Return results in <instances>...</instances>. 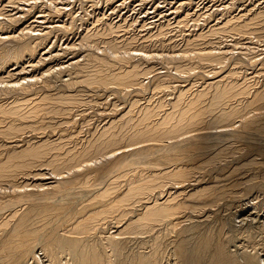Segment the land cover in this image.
I'll return each mask as SVG.
<instances>
[{"label": "bare ground", "instance_id": "obj_1", "mask_svg": "<svg viewBox=\"0 0 264 264\" xmlns=\"http://www.w3.org/2000/svg\"><path fill=\"white\" fill-rule=\"evenodd\" d=\"M74 1L0 0V264H264V1L138 35Z\"/></svg>", "mask_w": 264, "mask_h": 264}, {"label": "rangeland", "instance_id": "obj_2", "mask_svg": "<svg viewBox=\"0 0 264 264\" xmlns=\"http://www.w3.org/2000/svg\"><path fill=\"white\" fill-rule=\"evenodd\" d=\"M118 1L119 2H123L122 0H115L114 5H115V3H119ZM127 1H128L127 4L120 5V6H118L119 8H115L116 9L115 11H111V10H113L112 9L113 7L109 6V3H108L107 0H99L98 3H97L98 5L95 4L94 6H91V2L90 1L83 2L82 0H76V1H74L75 9L74 10L72 9V10H73V14H74L75 12H78L79 10L83 9L87 13V17H88L87 19L90 18V15H92V18L95 15H97L99 18L101 16H103V15L104 16L106 15L105 18H102L101 20H98L100 25L104 24V22L110 21V19L112 21L114 20V21H119V22H122V23L123 22L124 23L133 22V27L131 26V31L135 32L136 35H138V33L145 32L146 28L154 30L156 28V24L159 23V22H162V21L164 23L168 22L169 24H171L173 26V24L175 23V19H177L179 17V15H183L186 12H190L191 13L190 18H193L194 16L197 15V11H199V13L201 15L198 17L199 18L198 21L199 22H203V26L202 27H206L207 23L208 24H212V23H214L217 20V18L221 15L220 14L221 11H222L223 14H226V13H228L230 11H232V13H235V12L239 11V10H237V8L238 9L242 8V10H243V9H245L247 7H253V6L256 7V6H259L260 3H262L264 0H259V1L258 0H246L247 2L245 0H243L244 2H239L237 0L238 2L233 7L231 5L227 6L228 2H230V0H191L189 8H181L177 12H174V7L172 6V4L169 3L170 0H154V1L152 0L150 2H145L143 5L140 2H138V4H137V1H140V0H133V1L132 0H126V2ZM172 1H174V0H172ZM81 3H82V5H81ZM155 3H157V5H155ZM225 3H227L226 6H225ZM262 4H264V2ZM222 7H224L223 10H221ZM243 7H245V8H243ZM152 8H154V9H152ZM149 9H151V11ZM147 10H148V12H147ZM32 14H34V13H32ZM162 16H164V17H162ZM92 18H90L89 20L92 21ZM206 21H207V23H206ZM24 23H28V22H24ZM79 24L81 25V27H80ZM92 25H93V22H90V21L89 22H76L75 26H74V33L71 34V36H69L68 38H66V37L65 38H61L59 44L64 45V43L66 44L68 41L69 42L70 41H74V40L78 41L79 32L80 31L82 32V30H84L83 29L84 27L86 28V27H90ZM144 26H146V27H144ZM37 27L38 28H43V29H41L42 31L48 30L44 34L47 35L46 40L49 41V43H50L51 39L55 35V30L54 29H46L42 25H37ZM193 28H194L193 24L191 22H188L186 28L182 32L180 30H177L178 29L177 27H173V28H170L166 32V34L170 35V39H173L174 41H177L178 44H182L183 37H184L185 33L191 31V29H193ZM253 37H255L256 40H255V38H253V40H252L250 38L248 39V38L242 37L241 41L246 42L248 45L253 44L254 46H255V42L257 41L256 43L260 44L261 45L260 47L264 48V45H262V44H264V37H261L262 39L259 36H257V37L253 36ZM259 42H262V43H259ZM224 46L229 48V51L227 52L226 57L228 58V60H227L228 64L232 65L234 57L237 56L236 52L231 49L229 41L226 42ZM157 47H159V46H157ZM56 48L58 49V46ZM262 50H257V51H258V53L260 52L259 54H262V52H264V50L263 51ZM65 59H67V58L63 57L62 60H60V61L64 62ZM235 60L236 61L237 60L243 61L241 58H238V57ZM263 60H264V57H262L260 59V61L258 60L259 62L258 61L253 62L252 64H255V65H252V66H250L251 64L246 63V62L240 64L239 67H238L239 73L242 74L243 72H241V71L248 70V69L252 68L253 66L254 67L261 66L260 62H262ZM148 61H150L151 65L152 64H153V66L155 65L154 68H157L158 70L159 69L160 70L161 69L164 70L163 67H164L165 63H162L160 60H157V59H155V60L153 59L152 60L151 59V60H148ZM148 61H146L145 63H147ZM165 65L167 66L168 64H165ZM233 65H237V63H235ZM37 69H38V67H35L34 70H32V71H36ZM193 76L195 77V72L194 71L189 72V76L188 77L189 78H194ZM181 80H183V79H181ZM173 83L176 84L175 81H173ZM197 85L198 84H196L194 86H197ZM168 235H171V232ZM137 244L138 243L136 241H133V242L130 243V247L131 248H136ZM39 262L40 263L44 262L43 264H46V261H41V259L39 260Z\"/></svg>", "mask_w": 264, "mask_h": 264}]
</instances>
